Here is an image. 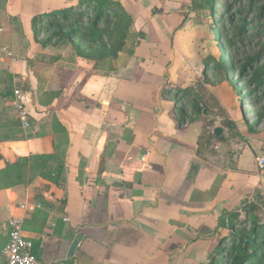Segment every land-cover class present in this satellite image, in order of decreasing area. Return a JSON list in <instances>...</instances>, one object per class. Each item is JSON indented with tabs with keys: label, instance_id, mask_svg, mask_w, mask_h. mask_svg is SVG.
Returning a JSON list of instances; mask_svg holds the SVG:
<instances>
[{
	"label": "crops",
	"instance_id": "obj_1",
	"mask_svg": "<svg viewBox=\"0 0 264 264\" xmlns=\"http://www.w3.org/2000/svg\"><path fill=\"white\" fill-rule=\"evenodd\" d=\"M87 1L0 0V264L12 217L48 264H209L264 215V128L230 133L206 110L180 123L173 97L193 81L173 44L180 0H113L144 35L114 60L38 42L36 18ZM34 155L45 170L22 162Z\"/></svg>",
	"mask_w": 264,
	"mask_h": 264
},
{
	"label": "trees",
	"instance_id": "obj_2",
	"mask_svg": "<svg viewBox=\"0 0 264 264\" xmlns=\"http://www.w3.org/2000/svg\"><path fill=\"white\" fill-rule=\"evenodd\" d=\"M215 0H189V7L187 9L202 10L211 6ZM228 1V0H226ZM223 3H218L217 7L224 10L226 14L229 13L230 6ZM250 5L255 7L253 20L264 21V0H249ZM58 13H51L42 15L39 19L35 33L37 36L40 34L47 35V39L43 40V46H50L57 42L76 43L74 45L77 55L93 60H114L118 56V53L124 51L127 46V42L130 40L132 46L141 45L140 41L144 38L142 33H132L130 28L132 26L133 15L124 11L118 2L113 0H89L84 7H69ZM229 22L231 21V15H228ZM218 22V20H217ZM219 22L221 20L219 19ZM246 22L241 19L237 29L238 32L229 35L227 39L226 34L218 32L217 28H214V32L217 33L216 40L219 41L218 47L221 51L231 48L236 40H243L244 28ZM264 36V29L262 30ZM112 39V40H111ZM225 46V47H224ZM99 49L96 50L95 48ZM225 48V49H224ZM264 48V44H263ZM256 57L247 61L238 69V76L236 79L233 77L234 66L231 64L226 67V56L222 55L218 60L206 59L202 61V71L200 75L194 77L192 83L177 91L173 97L174 105L178 108L177 114L181 124L187 119V115L200 118L203 116V111L206 110L209 114L216 117L220 124L228 129L230 133H233L236 129L235 123L229 119V116L225 109L222 107L219 100L214 93L209 89L211 84H222L225 81L238 84L240 82L239 89L243 92V88L249 86V88H259L264 84V63L258 68L253 70L249 79L243 84L244 76L249 64L254 61ZM209 60H212V65L209 66ZM245 85V87H244ZM14 87L11 91L6 93L11 96L14 95ZM254 93L252 90H247V93ZM240 109L244 110V98L241 96ZM210 124V123H208ZM207 125V124H206ZM254 126V124H252ZM205 138V137H204ZM223 140V139H219ZM50 157L45 155H34L28 160L23 159V163H27L29 160L34 169L39 171L45 170ZM63 167H58L53 171H50L53 175H58L62 172ZM40 176L46 179H50L49 175L40 172ZM51 180V179H50ZM250 224V228L237 229L229 241V247L225 249V253L222 249L219 250V257L210 262L209 264H242L243 260L252 256L257 251L256 258L252 261V264H264V245H261L259 232L261 228L259 223L252 217L250 221H245Z\"/></svg>",
	"mask_w": 264,
	"mask_h": 264
},
{
	"label": "rangeland",
	"instance_id": "obj_3",
	"mask_svg": "<svg viewBox=\"0 0 264 264\" xmlns=\"http://www.w3.org/2000/svg\"><path fill=\"white\" fill-rule=\"evenodd\" d=\"M224 4L230 6L229 13L226 14L224 10L217 7L218 3H223L221 0L213 1L211 6H207L206 9L193 10L187 9L189 4L185 0H180L181 8L180 15L177 18V24L173 28V44L178 48L179 53L182 56V69L180 77L182 79L193 80L195 76L200 75L202 71V61L206 59L218 60L222 55L226 56L225 65L234 66L233 77L237 78L239 72L238 69L243 64L247 63L250 59L256 57L254 61L249 64L247 68L246 75L243 81L244 84L250 77V74L264 63V36L262 30L264 29V21L253 20L255 7L250 5L249 0H222ZM71 8V7H70ZM69 9V8H67ZM58 12L57 15H60ZM228 15H231V21L229 22ZM41 16L36 18L32 22V28L35 32V28L39 22ZM219 19L221 22H219ZM241 19L246 22V27L244 28V34L240 37L243 38L236 40L231 48L221 51L218 47L219 41L216 40L217 33L214 32L216 27L218 32L226 34L227 39L238 32V25ZM218 20V22H217ZM132 30V26L130 31ZM38 42H43L47 39V35L40 34L37 36ZM112 40V39H111ZM73 43L57 42L56 44H51L50 47H75L77 45H71ZM127 46H131V41L127 42ZM225 47V46H224ZM75 49V48H74ZM96 50L99 48L96 47ZM209 66L212 65V60H209ZM241 87L240 82L236 84L231 79V82L225 81L222 84H217L209 86V89L214 93L216 98L221 103L222 107L227 112L229 119L231 121H236L237 119H245L250 121V123L258 124V128H264V84L259 88L244 85L243 92L237 87ZM247 90H252L254 93H247ZM241 96L244 98V110L242 113L238 112L237 106L241 103ZM175 106V105H174ZM174 110H178L177 108ZM259 226L262 227L259 232L260 243L264 245V215L259 217ZM250 228L249 222L244 224L242 220L240 228L242 229ZM229 247V242L224 244L222 252L225 253V249ZM257 251H255L252 256L247 257L243 260L242 264H252V261L256 258ZM213 259V256H212ZM214 258L212 261L216 260Z\"/></svg>",
	"mask_w": 264,
	"mask_h": 264
},
{
	"label": "built area",
	"instance_id": "obj_4",
	"mask_svg": "<svg viewBox=\"0 0 264 264\" xmlns=\"http://www.w3.org/2000/svg\"><path fill=\"white\" fill-rule=\"evenodd\" d=\"M3 52H5L7 56H10L7 50L4 49ZM13 108L23 127H28L27 115L21 104L18 90H14ZM258 164L262 168L264 161L258 160ZM22 224V220L18 217H12L8 223V239L2 252L5 259L4 264H48L35 256L33 242L24 237L22 233Z\"/></svg>",
	"mask_w": 264,
	"mask_h": 264
},
{
	"label": "water",
	"instance_id": "obj_5",
	"mask_svg": "<svg viewBox=\"0 0 264 264\" xmlns=\"http://www.w3.org/2000/svg\"><path fill=\"white\" fill-rule=\"evenodd\" d=\"M222 132H223L222 129L218 127V128H215V129H214V131H213V135H214L215 137H219V136L222 134ZM79 241H80V237H77V238L74 240V242L72 243V246H71V249H70V256H71L72 253L75 251V249H76V247H77Z\"/></svg>",
	"mask_w": 264,
	"mask_h": 264
},
{
	"label": "bare ground",
	"instance_id": "obj_6",
	"mask_svg": "<svg viewBox=\"0 0 264 264\" xmlns=\"http://www.w3.org/2000/svg\"><path fill=\"white\" fill-rule=\"evenodd\" d=\"M237 108H238V112L242 113L240 109V105H238Z\"/></svg>",
	"mask_w": 264,
	"mask_h": 264
}]
</instances>
